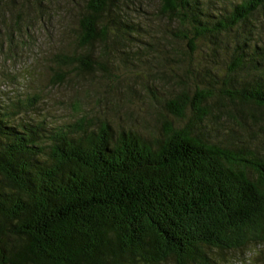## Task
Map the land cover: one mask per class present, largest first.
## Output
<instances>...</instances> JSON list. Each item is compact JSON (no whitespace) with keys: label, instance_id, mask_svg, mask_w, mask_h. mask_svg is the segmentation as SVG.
<instances>
[{"label":"trees","instance_id":"trees-1","mask_svg":"<svg viewBox=\"0 0 264 264\" xmlns=\"http://www.w3.org/2000/svg\"><path fill=\"white\" fill-rule=\"evenodd\" d=\"M124 2L83 0L75 42L99 55L55 54L53 84L93 72L111 42L139 40ZM160 11L191 51L233 36L232 76L174 94L173 119L149 137L106 119L14 122L0 105V264H218L216 254L264 245V24L253 20L264 0H160ZM189 109L195 118L177 125ZM219 114L238 126L224 141L196 133Z\"/></svg>","mask_w":264,"mask_h":264},{"label":"rangeland","instance_id":"rangeland-1","mask_svg":"<svg viewBox=\"0 0 264 264\" xmlns=\"http://www.w3.org/2000/svg\"><path fill=\"white\" fill-rule=\"evenodd\" d=\"M124 1V15L139 40L111 42L104 56L96 57L101 64L93 72L75 76L72 70L59 85L52 83L55 54L90 52L98 56L100 52L98 44L84 50L75 42L83 0H10L2 6L7 11L0 16V105L12 111L14 122L73 123L86 117L98 125L106 119L117 130L131 128L149 137L173 119L166 105L174 94L191 89L193 96L195 88L212 89L211 74L218 75L221 83L232 76L233 49L228 42L233 36L223 35L218 45L213 38H202L191 51L178 37V21L160 11V0ZM253 20L257 27L264 24V11ZM237 77L243 79L249 73L238 71ZM229 102L226 99V107ZM207 108L214 114L217 111L212 100ZM195 116L189 109L177 125L184 126ZM218 118L197 123L196 133L224 141L226 128L238 126L226 115ZM255 130L260 132L258 127ZM243 132L248 138L247 131ZM259 249L264 245L216 254L218 264H262Z\"/></svg>","mask_w":264,"mask_h":264}]
</instances>
